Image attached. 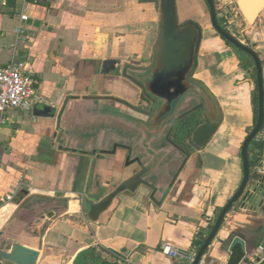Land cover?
Here are the masks:
<instances>
[{"label": "crops", "instance_id": "1", "mask_svg": "<svg viewBox=\"0 0 264 264\" xmlns=\"http://www.w3.org/2000/svg\"><path fill=\"white\" fill-rule=\"evenodd\" d=\"M214 2L218 20L232 36L244 33L264 49V23L260 31L254 26L264 6L249 24L238 0L231 6L226 0ZM257 2L246 0V7L253 11ZM158 6V0H0V68L24 61L38 80L30 109L0 115L1 250L9 251L13 243L35 249L36 264L115 262L114 255L127 264L192 263L241 183L238 144L254 124L253 88L241 79L245 68H240L237 49L212 29L204 0H176L179 20L202 29L193 77L212 94L223 119L204 149H183L187 159L178 150L157 151L160 133L152 130L150 120L109 100L145 110L141 91L116 71L103 75L101 68L104 61L117 62L115 68L150 64ZM18 27L23 36L15 34ZM70 96L77 99L68 102L61 116L59 143L56 118ZM242 116L250 123L242 124ZM115 144L126 145L130 153L111 150ZM128 155L150 170L146 180L159 189L157 199L178 174L168 195L157 207L148 200L147 189L124 192L97 221H90L85 201L98 202L115 189ZM249 161L250 177L264 178V143H252ZM232 235L244 247L246 262L241 264H264V251L258 250L264 245V211L237 207L226 215L200 264H225ZM163 244L180 258L162 253ZM90 250V262L80 259Z\"/></svg>", "mask_w": 264, "mask_h": 264}, {"label": "water", "instance_id": "2", "mask_svg": "<svg viewBox=\"0 0 264 264\" xmlns=\"http://www.w3.org/2000/svg\"><path fill=\"white\" fill-rule=\"evenodd\" d=\"M158 1V34L152 49L151 62L147 66L124 64L122 66L123 76L126 77L125 71L127 68L144 73L141 79L140 77H137V79L127 77L152 104V108L156 107L153 115L155 127H158L162 119L171 112L174 102L186 94L193 85L199 87L201 92L198 91V95L202 100V104L199 106L201 118L198 121L199 123L192 130L190 139L192 144L197 148L204 149L220 127L223 115L216 100L208 89L201 82L192 78L198 68V52L202 40V29L193 21L181 22L179 20L176 0ZM245 1L246 0H238V6L246 21L253 24L264 6V0H257L258 5L253 11H250L246 7ZM204 2L208 7L211 27L216 34L232 47L247 55L254 64L257 89V118L241 146V183L234 195L218 213L214 225L191 264H200L202 257L205 255L208 247L220 230L226 215L234 207L245 211H264V178L252 179L250 177L251 168L249 161V148L264 123L262 61L254 50L242 44L226 29L220 26L214 0H204ZM115 65H118L115 61H104L101 68L102 74L104 75L109 71L117 70L119 67L115 68ZM249 83L253 88L254 83L252 81H249ZM204 95L211 101L210 107L207 106V98H205ZM76 99L77 97H67L56 118V132L59 143L62 142L61 137L63 134V130L60 127L61 116L68 102ZM109 100L123 105L133 113L145 118L150 117L153 110L146 113L128 105L124 101L114 98H109ZM158 102H160L159 105H157ZM177 150L182 153L185 159L189 157V154L183 149ZM184 164L183 161L178 173L181 171ZM149 172L150 170L145 167L140 158H130L128 155L123 169L120 172L121 181L115 189L98 202L85 201V214L87 218L92 222L97 221L99 216L110 208L118 195L124 192L136 193L141 187L149 191L148 200L159 207L168 195L178 174L172 178L160 198L157 199L156 193L159 192V189L146 180ZM227 253L228 259L225 264H241L242 262H246L243 244L239 240H236L233 235L230 239ZM38 256L39 252L37 250L18 243H13L9 251L0 249V264H36Z\"/></svg>", "mask_w": 264, "mask_h": 264}, {"label": "flooded vegetation", "instance_id": "3", "mask_svg": "<svg viewBox=\"0 0 264 264\" xmlns=\"http://www.w3.org/2000/svg\"><path fill=\"white\" fill-rule=\"evenodd\" d=\"M115 71H116L115 74L117 77L128 82L134 87L136 86L134 85V83L130 81L128 77H132L134 79H137V77H140L141 79L144 75L143 72H136V71H133L127 68L125 71V74H126V77H125L123 76V70L121 66ZM133 72H135L137 75H135ZM193 76L192 78L194 79ZM255 86H256V83H255ZM198 91L201 92L199 87H197L196 85H193L190 88V90L186 92V94H184L176 102L173 103L171 112L164 119H162V121L160 122V125L158 127L152 128V130L155 129L160 133L158 141L155 142L156 143L155 149L157 151L165 153L167 149H172L175 151L177 149H191V148L196 147L195 145L192 144L190 138L184 139L183 136L180 135L179 129L188 127L190 130H193L195 126L199 123L198 121L201 118L199 106L202 104V100L200 99L198 95ZM141 95L145 99L148 105V107L145 110H141V111L148 113V112H151V110L153 109L151 116L148 117L145 121L147 122L148 120H150L151 125H155L153 115H154V111L156 107L152 108V104L143 96L142 92H141ZM205 98L207 97L205 96ZM206 101L208 104L207 106L210 107L211 101L208 98L206 99ZM159 104L160 102L157 103V105ZM119 110L121 113L125 114V111L121 109ZM150 123H148L147 125L149 126ZM118 148L124 149L127 152L131 151V148L127 147L126 145H119V144H115L113 146V149L111 150H116ZM150 184L155 186L152 183Z\"/></svg>", "mask_w": 264, "mask_h": 264}, {"label": "built area", "instance_id": "4", "mask_svg": "<svg viewBox=\"0 0 264 264\" xmlns=\"http://www.w3.org/2000/svg\"><path fill=\"white\" fill-rule=\"evenodd\" d=\"M36 3L38 0H33ZM234 0H226V5H233ZM28 15L22 14V22L27 21ZM17 36H23L22 27L15 30ZM38 80L34 76L31 65L24 61H12L0 68V115L13 110H27L33 105L35 91ZM254 142L264 143V123L260 131L255 137ZM6 201H10L11 197H6ZM263 252L264 245L258 247ZM161 252L169 255L173 259L180 258V253L168 244L161 246ZM116 262L119 264H127L126 260L120 255H114ZM188 261L192 260L190 255L185 257ZM260 264V263H256Z\"/></svg>", "mask_w": 264, "mask_h": 264}, {"label": "rangeland", "instance_id": "5", "mask_svg": "<svg viewBox=\"0 0 264 264\" xmlns=\"http://www.w3.org/2000/svg\"><path fill=\"white\" fill-rule=\"evenodd\" d=\"M264 23V12H262V14L260 15V17L258 18L256 24H254V26H256L257 30L260 31V27L263 25ZM243 26H245L244 24H242ZM237 40H242L241 43L244 44L245 46H248L249 48H251L252 50H254L257 55L259 56L260 60L262 61V65L264 66V49H259L257 46H258V42L255 43L253 42V40L249 39L246 37V35L243 33V34H239V33H234L233 35ZM233 50V49H232ZM236 51L235 53H237V56L238 58L240 59V68H245V71H244V74L242 75V78L241 79H246L247 81H252L253 83L255 82V71H254V66L252 65L251 63V60H249L247 58L246 55L242 54L241 52H238L237 50H234ZM135 75H137L135 72H133ZM256 86H255V83L253 85V89H252V92H251V101H253V98L255 97L256 95ZM247 107L245 106L244 108H241V110H244L246 109ZM251 108H252V120L254 121V117H255V113L253 112V105L251 104ZM243 113V111H242ZM246 123H250V118L246 117V116H242V124H245L244 122ZM155 124V123H154ZM253 124V123H252ZM253 127V126H252ZM251 130V127L250 129ZM248 130V132H249ZM242 143H239L238 144V147L241 145ZM252 145V144H251ZM143 187H141L138 191L141 192L143 191ZM6 244V243H5ZM5 244L3 243L2 246L4 247Z\"/></svg>", "mask_w": 264, "mask_h": 264}, {"label": "trees", "instance_id": "6", "mask_svg": "<svg viewBox=\"0 0 264 264\" xmlns=\"http://www.w3.org/2000/svg\"><path fill=\"white\" fill-rule=\"evenodd\" d=\"M220 26H222L224 29H226L225 26H223V23L222 21L218 20ZM227 30V29H226ZM227 45L231 46L229 43L226 42ZM249 60H251L249 57H247ZM251 63H252V60H251ZM252 65L254 66V64L252 63ZM255 71V70H254ZM257 92V91H256ZM252 105H253V112L255 113V117H254V123L256 121V118H257V93L255 95V97L253 98V101H252ZM191 132L192 130H190L188 127L187 128H181L179 129V133L181 136H183V138H190L191 137ZM253 167V164L252 162H250V168ZM93 250H90L88 251V253H83L80 255V259H84L85 261H91V253H92ZM96 264H119L117 263L116 261L115 262H109V261H106V260H103V259H98V261L96 262Z\"/></svg>", "mask_w": 264, "mask_h": 264}, {"label": "bare ground", "instance_id": "7", "mask_svg": "<svg viewBox=\"0 0 264 264\" xmlns=\"http://www.w3.org/2000/svg\"><path fill=\"white\" fill-rule=\"evenodd\" d=\"M250 24V23H249Z\"/></svg>", "mask_w": 264, "mask_h": 264}]
</instances>
